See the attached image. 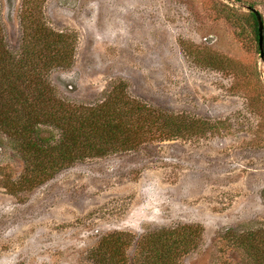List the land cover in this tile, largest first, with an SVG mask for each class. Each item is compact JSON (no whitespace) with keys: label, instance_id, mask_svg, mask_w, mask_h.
<instances>
[{"label":"rangeland","instance_id":"374dc122","mask_svg":"<svg viewBox=\"0 0 264 264\" xmlns=\"http://www.w3.org/2000/svg\"><path fill=\"white\" fill-rule=\"evenodd\" d=\"M251 6L264 22V0ZM23 0H0L13 53L22 48ZM46 25L74 38L67 67L48 78L88 105L120 85L131 98L180 114L196 130L126 152L78 161L12 194L24 163L0 138V264H100L92 251L129 233L125 264H149L142 236L195 225L199 245L180 264H256L238 235L264 229V56L242 0H40ZM51 129L55 138L58 132ZM44 133L42 136H48Z\"/></svg>","mask_w":264,"mask_h":264},{"label":"trees","instance_id":"16d2710c","mask_svg":"<svg viewBox=\"0 0 264 264\" xmlns=\"http://www.w3.org/2000/svg\"><path fill=\"white\" fill-rule=\"evenodd\" d=\"M39 1L23 0L19 53L7 46L0 22V138L5 136L14 144L24 163L19 179L5 185L10 193L38 187L78 161L194 133L195 123L140 103L120 85L95 105L61 98L48 73L71 64L74 38L46 25ZM242 1L256 4L255 0ZM222 10L230 21L243 19L258 41V23L252 11L242 17L231 7ZM41 126L57 130L58 138ZM44 133L49 135L42 136ZM201 235L202 229L195 225L160 229L142 236L138 251L149 264H180L183 255L197 248ZM132 237L119 232L102 239L92 251L94 261L125 264V249ZM236 240L254 263L264 264V229L238 235Z\"/></svg>","mask_w":264,"mask_h":264},{"label":"water","instance_id":"95a60500","mask_svg":"<svg viewBox=\"0 0 264 264\" xmlns=\"http://www.w3.org/2000/svg\"><path fill=\"white\" fill-rule=\"evenodd\" d=\"M247 9L249 11H252L257 19V23H258V44H259V50H260V55L263 58L264 56V22H263V18L262 15L260 14V12L258 10H256L255 8L248 6Z\"/></svg>","mask_w":264,"mask_h":264}]
</instances>
